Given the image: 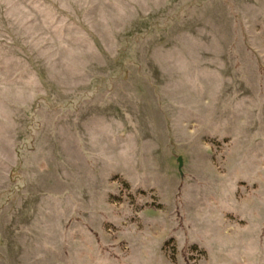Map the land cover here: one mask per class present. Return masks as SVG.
<instances>
[{
  "label": "rangeland",
  "instance_id": "rangeland-1",
  "mask_svg": "<svg viewBox=\"0 0 264 264\" xmlns=\"http://www.w3.org/2000/svg\"><path fill=\"white\" fill-rule=\"evenodd\" d=\"M0 264H264V0H0Z\"/></svg>",
  "mask_w": 264,
  "mask_h": 264
},
{
  "label": "water",
  "instance_id": "water-1",
  "mask_svg": "<svg viewBox=\"0 0 264 264\" xmlns=\"http://www.w3.org/2000/svg\"><path fill=\"white\" fill-rule=\"evenodd\" d=\"M176 162L178 164V171L180 172L181 167H182V158L180 156L177 157Z\"/></svg>",
  "mask_w": 264,
  "mask_h": 264
}]
</instances>
